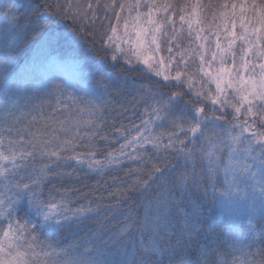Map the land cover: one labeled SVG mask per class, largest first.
Wrapping results in <instances>:
<instances>
[{
  "label": "snow or ice",
  "instance_id": "6c2138e0",
  "mask_svg": "<svg viewBox=\"0 0 264 264\" xmlns=\"http://www.w3.org/2000/svg\"><path fill=\"white\" fill-rule=\"evenodd\" d=\"M0 264H264V0H0Z\"/></svg>",
  "mask_w": 264,
  "mask_h": 264
},
{
  "label": "trees",
  "instance_id": "16d2710c",
  "mask_svg": "<svg viewBox=\"0 0 264 264\" xmlns=\"http://www.w3.org/2000/svg\"><path fill=\"white\" fill-rule=\"evenodd\" d=\"M204 2H207V0H204ZM56 31L57 32H64L66 31V23L65 22H62L57 28H56ZM35 44H33V48H39L40 47V38L39 37H36L35 38ZM85 47H87V45H85ZM61 53H64V52H70L71 49L69 48H61L60 49ZM119 71V70H117ZM134 76H136L137 79H139V76L137 74H132ZM147 83V81H146ZM165 92H167L168 90L167 89H163ZM125 123H127V121H125ZM113 177H116L117 178V181H114ZM124 178V172L123 171H120V172H116V173H112L111 175L109 176H106L105 177V180L107 181V183L110 185V186H115V183L118 182L119 180H123ZM88 183L90 185L92 184H95L96 183V178H93V177H84L82 178L81 180V183L80 184H76L75 186L76 187H81V185L83 183ZM101 192H103V188L100 189ZM218 217L221 221H224V220H227V219H230V210L227 208V207H223V208H220L218 209Z\"/></svg>",
  "mask_w": 264,
  "mask_h": 264
}]
</instances>
